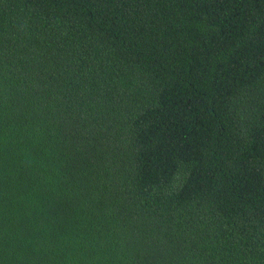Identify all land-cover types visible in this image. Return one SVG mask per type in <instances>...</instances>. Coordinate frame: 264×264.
<instances>
[{"label":"trees","instance_id":"obj_1","mask_svg":"<svg viewBox=\"0 0 264 264\" xmlns=\"http://www.w3.org/2000/svg\"><path fill=\"white\" fill-rule=\"evenodd\" d=\"M0 264H264V0H0Z\"/></svg>","mask_w":264,"mask_h":264}]
</instances>
